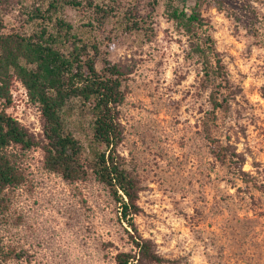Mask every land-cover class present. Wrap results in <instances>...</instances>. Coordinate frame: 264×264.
Instances as JSON below:
<instances>
[{
  "label": "rangeland",
  "instance_id": "374dc122",
  "mask_svg": "<svg viewBox=\"0 0 264 264\" xmlns=\"http://www.w3.org/2000/svg\"><path fill=\"white\" fill-rule=\"evenodd\" d=\"M52 0H0V20L27 35L41 29L30 21ZM168 0H96L116 10L89 36L103 57L122 67L126 97L120 152L141 183L136 222L166 258L156 264H264V194L243 178L264 183V23L256 36L243 22L204 5L235 94L227 111L211 121L210 90L187 37L166 12ZM264 15V0L252 1ZM62 15L76 30L88 23L87 0ZM107 6V7H106ZM138 11L147 31H127L118 11ZM9 113L20 118L39 143L43 120L18 80ZM67 131L81 142L89 125L69 113ZM242 154V175L215 151ZM27 181L11 193L0 237L16 251L13 264H116L118 250L131 248L127 225L117 217L109 189L95 179L68 183L44 167L40 146L22 154Z\"/></svg>",
  "mask_w": 264,
  "mask_h": 264
},
{
  "label": "trees",
  "instance_id": "16d2710c",
  "mask_svg": "<svg viewBox=\"0 0 264 264\" xmlns=\"http://www.w3.org/2000/svg\"><path fill=\"white\" fill-rule=\"evenodd\" d=\"M252 1L263 0H168L166 12L177 31L189 41L190 54L203 72V87L210 90L211 121L217 111H227L235 94L228 67L218 49L214 26L204 14V5L216 8L245 23L261 35L264 15ZM88 23L83 31L62 15L67 6L82 7V0H52L46 10L36 8L30 21L41 19V29L27 35L9 30L0 20V221L9 210L11 193L27 181L22 154L40 146L44 167L68 183L95 179L106 186L117 205V217L127 225L131 248L118 250L116 264H156L166 262L153 240L140 232L136 216L142 208L139 178L129 169L120 152L124 127L120 107L125 100L126 74L122 67L101 54V43L89 36L90 27L113 17V7L87 0ZM127 31H147L138 11H118ZM264 44V38H263ZM26 88L43 120L44 139L36 140L7 108L13 105L15 81ZM77 112L89 125V139L81 142L67 131L69 113ZM222 163L233 162L242 175L245 158L229 147L214 152ZM264 194V183L243 178ZM19 254L0 237V264H13Z\"/></svg>",
  "mask_w": 264,
  "mask_h": 264
},
{
  "label": "built area",
  "instance_id": "2783aa9c",
  "mask_svg": "<svg viewBox=\"0 0 264 264\" xmlns=\"http://www.w3.org/2000/svg\"><path fill=\"white\" fill-rule=\"evenodd\" d=\"M7 111L9 112V108H7ZM15 117V116H14ZM16 119H18V120H20V118H18V117H15Z\"/></svg>",
  "mask_w": 264,
  "mask_h": 264
}]
</instances>
